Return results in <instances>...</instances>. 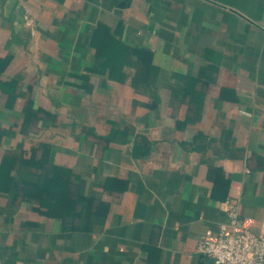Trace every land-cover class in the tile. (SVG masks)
<instances>
[{"label":"crops","instance_id":"1","mask_svg":"<svg viewBox=\"0 0 264 264\" xmlns=\"http://www.w3.org/2000/svg\"><path fill=\"white\" fill-rule=\"evenodd\" d=\"M114 32L152 54V96L134 66L120 81L88 71ZM8 54L0 166L45 152L75 206L48 215L0 191V264H211L198 242L227 199L260 231L264 0H0Z\"/></svg>","mask_w":264,"mask_h":264},{"label":"trees","instance_id":"2","mask_svg":"<svg viewBox=\"0 0 264 264\" xmlns=\"http://www.w3.org/2000/svg\"><path fill=\"white\" fill-rule=\"evenodd\" d=\"M15 37L16 35L12 33V38L16 40ZM97 53L103 58V62L99 67L90 68L89 72L104 74L109 71L112 80L120 81L124 77L122 68L126 65L134 66L136 74L132 81L133 88L138 92H147L152 96V91L148 92L145 88L151 87V79L156 76L157 68L152 64V54L148 50L126 46L114 32L110 37L107 49L97 51ZM11 57V54L0 57V74ZM187 80L193 81L192 79ZM3 85L0 83L1 88ZM32 111L33 108L29 103L24 109L26 121L32 115ZM2 135L3 132L0 131V143ZM34 155L35 151L29 158H26L20 150L16 156L18 166L15 169L7 166L9 157L4 158L0 166V191L20 195L22 199L28 201H36L40 206L46 208L48 215H69L75 206V203L67 199L70 171L50 164L45 152L38 160H35ZM13 171L14 174H12Z\"/></svg>","mask_w":264,"mask_h":264},{"label":"built area","instance_id":"3","mask_svg":"<svg viewBox=\"0 0 264 264\" xmlns=\"http://www.w3.org/2000/svg\"><path fill=\"white\" fill-rule=\"evenodd\" d=\"M228 220L219 225L215 236L203 235L198 252L211 258V264H264V222L254 233L246 228L236 199L224 202Z\"/></svg>","mask_w":264,"mask_h":264}]
</instances>
